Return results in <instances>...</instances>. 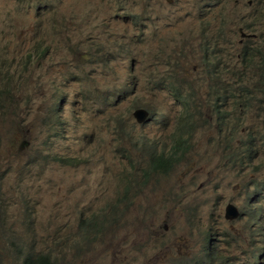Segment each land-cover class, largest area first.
Listing matches in <instances>:
<instances>
[{"label": "rangeland", "instance_id": "374dc122", "mask_svg": "<svg viewBox=\"0 0 264 264\" xmlns=\"http://www.w3.org/2000/svg\"><path fill=\"white\" fill-rule=\"evenodd\" d=\"M39 41L46 59L30 60ZM249 56L264 57V0H0V264H186L228 203L264 214V71ZM93 217L104 231L85 229ZM247 223L235 236L264 264Z\"/></svg>", "mask_w": 264, "mask_h": 264}, {"label": "clouds", "instance_id": "9594fccd", "mask_svg": "<svg viewBox=\"0 0 264 264\" xmlns=\"http://www.w3.org/2000/svg\"><path fill=\"white\" fill-rule=\"evenodd\" d=\"M171 0H169V3ZM36 47L41 49V52H34L36 56H30V60L32 58H36L37 60H45L47 56L46 50H44L43 41H39L36 44ZM258 59V68L260 71H264V57L260 56H254L251 59V56L244 59L246 62H248L249 65L253 62V60ZM5 90H1V93ZM222 92V91H221ZM54 95H60L63 96L62 91L58 88L57 92ZM139 110H143L148 113V116L146 119L139 123L137 118L135 117V113ZM152 114L153 110L151 108H144L139 107L134 110L133 117L138 125H144L147 123H150L152 121ZM122 128V127H120ZM119 131L116 129L114 132L117 133ZM123 132V131H120ZM152 159L150 160V170L154 172H168V170L171 167H168L167 170H159L152 167ZM254 190H259L260 194H264V188L254 187ZM124 200V199H123ZM131 204H129L127 207H129L130 210ZM255 202L251 204L250 207L246 206L244 211H241L237 205L234 203H228L225 207V213H224V220L223 221V227L222 231L220 233V237L218 239H213V237H217L214 233L210 232L207 234L208 239L207 242L202 245L201 250L203 252V256L200 257L198 254L197 256H194L190 261H185L186 264H203L204 260L206 259L209 261L210 264H217V260L221 258L223 255H229L231 256L236 263L238 264H252V262L245 256L246 254H249L245 250V246L242 242H240L236 236H235V229H236V223L238 221H242L246 218H248L247 227L248 230L251 232L253 239L251 240V246L253 247V251L251 255H259L260 258L264 259V227H263V205H260L258 209L254 208ZM197 207H189V209H195ZM129 212V211H128ZM99 218L93 217L90 219H87L85 229L87 231H95L97 233H100L103 230L102 224L98 221ZM110 220L114 221L117 219V215L114 214V217H109ZM119 220V219H117ZM255 234L261 235L262 239L261 242L258 244V241L254 239ZM30 253V252H27ZM41 258H46L48 260L49 264H52V260L50 259L49 255H37L33 256L32 254H26L24 258V264H44V262L41 260Z\"/></svg>", "mask_w": 264, "mask_h": 264}, {"label": "trees", "instance_id": "16d2710c", "mask_svg": "<svg viewBox=\"0 0 264 264\" xmlns=\"http://www.w3.org/2000/svg\"><path fill=\"white\" fill-rule=\"evenodd\" d=\"M240 90H241L240 92L238 91L237 98H242V97L246 96L250 92L249 89H245V88H240ZM229 99H233L232 96H229ZM226 102H227L226 98H222L220 100L218 111L222 110V108L226 104ZM244 102L245 103H241V106L246 107V102L247 101H244ZM182 131H183V129H181V132ZM183 143H184L183 140L179 139V141H177V143H176L177 148H178V146L180 148ZM177 154H178V152L175 151L174 153H172V156H170V157H164V155H161L159 158H153L152 159V167L156 168V169H159V170H167L168 167L172 166V163L177 161V157H175V156H177ZM41 260L44 262V264H49L48 260L46 258H41Z\"/></svg>", "mask_w": 264, "mask_h": 264}, {"label": "water", "instance_id": "95a60500", "mask_svg": "<svg viewBox=\"0 0 264 264\" xmlns=\"http://www.w3.org/2000/svg\"><path fill=\"white\" fill-rule=\"evenodd\" d=\"M147 116H148V113L143 110H139L135 113V117L137 118L139 123H142L146 119Z\"/></svg>", "mask_w": 264, "mask_h": 264}]
</instances>
